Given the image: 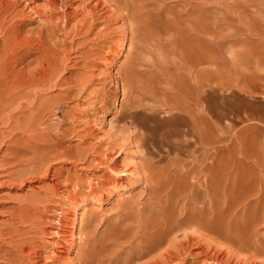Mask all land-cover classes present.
Wrapping results in <instances>:
<instances>
[{
  "label": "rangeland",
  "instance_id": "374dc122",
  "mask_svg": "<svg viewBox=\"0 0 264 264\" xmlns=\"http://www.w3.org/2000/svg\"><path fill=\"white\" fill-rule=\"evenodd\" d=\"M62 3L70 20L66 28L60 32L56 30L51 52L55 60L57 53L69 57L56 79L65 76L73 83L67 84L64 79L57 85L30 88L27 91L37 90L39 95L19 96L0 107V224L6 222L20 204L36 201L34 224L27 228L25 237L31 252L34 251L32 261L37 264H79L80 253L89 243L98 244L111 231L120 220L123 208L129 206L136 210L144 206L147 214L152 207L148 201L149 186L142 178L132 176L145 166L146 156L136 134L138 128L128 126L120 117L122 104L129 102L124 97L121 78L133 68L139 71L140 91L130 90V96L154 87L152 91L158 97L157 101H145V112L165 115L168 109L159 102L164 96L175 93L176 101L190 102L186 94L201 86L203 89H200L211 96L206 99L208 102H203L204 114L210 118L215 112L222 152L242 158L264 154V124L253 118L264 114V94L259 89L264 90V0H62ZM39 4L42 9L52 10L44 0H39ZM108 8L112 13L126 14L128 11L130 14L108 29L104 24ZM54 9L51 12L57 15V6ZM95 15L102 16L97 21L99 24L92 26L95 23L91 17ZM31 17L35 18L31 22H27L29 16L23 20L26 30L40 25L33 13ZM111 46L113 53L109 52ZM120 51L123 53L119 56ZM22 55L25 62L36 57L28 49ZM254 87L258 89L253 90ZM69 91L71 98L67 99ZM52 98L57 99L60 106L56 114L46 112L47 116L41 121L43 125L46 122V126L42 127L52 134L46 137L48 141L56 137L57 154L66 155L44 161V167L49 170L47 174H40L46 177L38 174L20 188L13 178L32 165L33 155L18 151L21 147L18 142L25 134L24 129H17L16 123L36 115L38 110L34 106ZM205 144V151H211L208 141ZM20 158L28 161L20 163ZM109 162L117 171L126 170L130 174L116 175L107 166L111 165ZM247 166H252V161H248ZM233 176L228 183H233ZM56 183L66 184L58 192ZM92 188H96L95 193H90ZM69 189L78 194L74 200L68 198ZM48 207L51 211L46 209ZM65 207L77 208L78 220L74 228L77 240L67 253L68 257L60 258L59 255L64 254L49 243L57 229V224L51 220L56 221L57 213ZM154 214H158V209ZM240 214L238 223L244 219ZM236 234L233 232V236ZM184 236L179 232L175 240L166 245L179 251ZM246 237L264 242V223L250 228ZM210 240L204 243L203 239L202 245L207 248L212 242L208 246L222 247L226 253L222 264H247L251 253L236 246L225 249L223 238ZM253 243L250 240L249 244ZM192 260L189 257L188 261Z\"/></svg>",
  "mask_w": 264,
  "mask_h": 264
},
{
  "label": "bare ground",
  "instance_id": "6f19581e",
  "mask_svg": "<svg viewBox=\"0 0 264 264\" xmlns=\"http://www.w3.org/2000/svg\"><path fill=\"white\" fill-rule=\"evenodd\" d=\"M44 2L52 10L57 6V15L52 13V10L51 12L39 7V0H0V107L2 108L19 96L30 93L39 95L37 90L27 91L30 88L57 85L64 79L67 84L73 83L72 79H66L65 76L60 80L56 79L62 68L65 69L64 63L69 57H62L57 53L55 60L51 52V43L56 30L60 32L66 28L70 19L65 14L62 0H44ZM121 8L124 9L125 6ZM110 10L107 9L108 17L106 18L103 13L104 24L108 29L113 23L125 20L126 14H130L128 11L126 14H118L117 11L112 13ZM32 13L39 19L40 25L26 30L27 25L23 23V20L29 16L28 19L26 18L27 22L33 21L35 18L32 19ZM101 16L91 17L92 22L95 23H91L92 26L99 24L97 21ZM124 40L121 41L123 48ZM110 48L109 52H112L113 47ZM26 49L36 56L29 62H25L22 55ZM122 53L120 51L119 56ZM121 79L124 97L129 102L122 104L120 117L128 122V126L134 125L135 129L138 128L136 134L140 138L139 144L146 156L145 166L141 167L142 171L137 169L132 176L142 178L146 186H149L148 201L152 207L147 214H145L144 206L136 210L129 206L123 208L120 220L115 223L111 231L100 239L98 244L89 243L88 248L80 253L79 259L77 258L79 264H222L226 253L221 246V248H215V245L208 246L211 242L206 244L207 248L203 247V242L206 243L209 238H211L210 241L223 238L225 249L236 246L239 250L251 253L246 260L247 264H264V242L253 237H246L250 228L261 222L264 223V154L248 155L242 158L236 154L232 155L231 152L230 154L222 152V145H220L222 138L218 134L219 123L218 119L217 121L214 119L215 112L210 118H206L204 114L206 106L204 107L203 102L211 96L209 92H204L205 89L202 91L203 87L200 86L202 89L198 87L197 91L195 87V92L191 90V94L188 91L186 99L190 102L184 103L174 99L175 93L170 96L165 93L164 100L159 102L168 110L165 115L160 116L155 112H145V101L158 98L152 91L154 87L146 92L142 91L143 93H134L133 97L130 96V90L131 92L140 91L138 85L140 75L137 69L129 70ZM257 89L254 87L253 90ZM259 89L264 94V90ZM70 92H67L68 95L65 96L67 99L71 98ZM59 106L57 99L40 102L39 105L34 106L38 110L36 115L16 123L17 129L18 127L19 130L24 129L25 134L21 142H18L21 145L18 151L33 155L30 159L32 165L20 170L19 174L13 178L20 188L34 176L40 173L47 174L49 168L44 167V161L66 155L65 153L57 154V141L54 143L56 137L54 136L53 140L50 137L48 141L46 137L52 134L50 135L49 129H46L48 127L45 130L49 133L42 127V120L44 116H47L46 112L56 114ZM253 118L264 124L263 113H260V117ZM44 125L46 126V122ZM206 141L211 151H205ZM228 148L231 149V146ZM18 161L24 163L28 160L20 158ZM248 161H252V166H247ZM107 166L116 175L130 174L126 170L117 171L115 165ZM231 175H234L233 183H228ZM116 181L115 178L114 186ZM57 185L59 192L63 186L59 183ZM123 187L130 188L128 185ZM95 189L92 188L90 193H93ZM77 195L70 190L68 198L74 200ZM34 203L30 201L20 204L10 214L9 219L0 224V264H37L32 261L34 251L31 252L28 238L25 237L28 229L34 224V210L37 209ZM65 208L64 211L57 213L56 221L51 220L57 224V229L53 232L54 239L49 243L64 254L56 253L59 257H68L67 253L76 239L74 228L78 220L76 219L77 208L74 210ZM157 209L158 214L155 216L154 211ZM240 213L244 219L238 223L237 217ZM136 225L139 228L137 230ZM179 232L185 234V241L181 242L179 251H175L173 250L175 247H169L166 244L175 240ZM233 232L237 234L233 236ZM203 239L204 241L201 242ZM250 240L254 243L249 244ZM7 247L8 250H6ZM189 257L193 259L191 262L188 261Z\"/></svg>",
  "mask_w": 264,
  "mask_h": 264
}]
</instances>
